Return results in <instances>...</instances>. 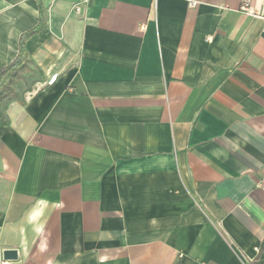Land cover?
<instances>
[{"label": "crops", "instance_id": "obj_1", "mask_svg": "<svg viewBox=\"0 0 264 264\" xmlns=\"http://www.w3.org/2000/svg\"><path fill=\"white\" fill-rule=\"evenodd\" d=\"M76 1L0 0V264H264V0Z\"/></svg>", "mask_w": 264, "mask_h": 264}, {"label": "trees", "instance_id": "obj_2", "mask_svg": "<svg viewBox=\"0 0 264 264\" xmlns=\"http://www.w3.org/2000/svg\"><path fill=\"white\" fill-rule=\"evenodd\" d=\"M46 26H47V16L45 12L43 11V9H41L40 21H39L38 26L35 29L29 32H26L25 34L21 36L18 57L11 65L3 68L0 71V83L3 80V78L10 73L14 77L22 78L23 73L30 71V65H29L30 60L26 52V42L29 38L42 32L46 28Z\"/></svg>", "mask_w": 264, "mask_h": 264}, {"label": "built area", "instance_id": "obj_3", "mask_svg": "<svg viewBox=\"0 0 264 264\" xmlns=\"http://www.w3.org/2000/svg\"><path fill=\"white\" fill-rule=\"evenodd\" d=\"M90 3V0H77L76 3L73 6V11L76 14H81L83 12V9ZM244 11H248L249 13H252V10H249L248 6L244 7ZM57 79V76H54L50 81L49 85H52Z\"/></svg>", "mask_w": 264, "mask_h": 264}, {"label": "water", "instance_id": "obj_4", "mask_svg": "<svg viewBox=\"0 0 264 264\" xmlns=\"http://www.w3.org/2000/svg\"><path fill=\"white\" fill-rule=\"evenodd\" d=\"M18 258V252L16 250H7L4 252V259L15 260Z\"/></svg>", "mask_w": 264, "mask_h": 264}]
</instances>
